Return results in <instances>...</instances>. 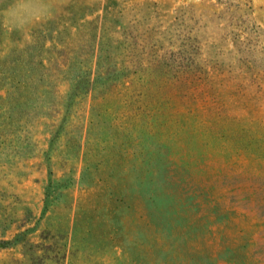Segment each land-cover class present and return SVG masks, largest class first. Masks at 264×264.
<instances>
[{
    "label": "rangeland",
    "instance_id": "obj_1",
    "mask_svg": "<svg viewBox=\"0 0 264 264\" xmlns=\"http://www.w3.org/2000/svg\"><path fill=\"white\" fill-rule=\"evenodd\" d=\"M0 264H264V0H0Z\"/></svg>",
    "mask_w": 264,
    "mask_h": 264
}]
</instances>
